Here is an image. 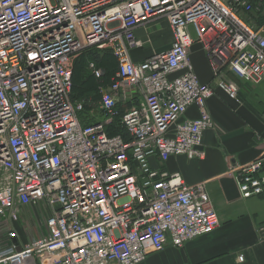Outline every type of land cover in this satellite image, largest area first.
I'll return each instance as SVG.
<instances>
[{"label": "built area", "instance_id": "1", "mask_svg": "<svg viewBox=\"0 0 264 264\" xmlns=\"http://www.w3.org/2000/svg\"><path fill=\"white\" fill-rule=\"evenodd\" d=\"M253 11L249 0H0V264H142L213 234L221 221L205 184L153 160H203L204 136L218 128L208 101L217 91L239 101L231 76L264 81V28L240 16ZM158 21L169 25L170 48L135 62L133 51L150 46L136 31ZM196 45L209 84L195 72ZM93 49L110 50L118 70L99 88L104 119L84 125L73 68ZM128 103L130 140L108 136L105 125ZM228 176L243 199L264 195V160ZM259 232L264 242V225Z\"/></svg>", "mask_w": 264, "mask_h": 264}, {"label": "crops", "instance_id": "2", "mask_svg": "<svg viewBox=\"0 0 264 264\" xmlns=\"http://www.w3.org/2000/svg\"><path fill=\"white\" fill-rule=\"evenodd\" d=\"M249 2L254 11L241 12V18L255 29L264 28V0ZM162 25L168 37L166 44L157 51L150 46L133 51L135 62L170 48L172 32L167 22ZM151 28L153 25L148 31ZM146 33L140 28L136 37L144 40ZM191 60L200 82L209 84L212 73L197 45ZM231 79L239 86L238 102L220 91L208 101V110L218 128L204 136L205 158L172 157L166 163L153 160L155 169L167 174L178 173L189 185L205 184L221 226L213 234L191 241L182 249L168 247L163 252L153 253L142 264H264V242L259 232V227L264 225V195L243 199L236 181L228 176L234 167L264 160V81L252 84L233 76ZM187 117L196 119L197 108H190ZM100 118L98 120H102L101 114ZM31 211L26 210V215ZM20 235L23 241L27 240L25 228ZM239 256H244V262L238 261Z\"/></svg>", "mask_w": 264, "mask_h": 264}, {"label": "trees", "instance_id": "3", "mask_svg": "<svg viewBox=\"0 0 264 264\" xmlns=\"http://www.w3.org/2000/svg\"><path fill=\"white\" fill-rule=\"evenodd\" d=\"M90 63H94L98 69L104 73L102 79H96L89 69ZM118 70V62L110 50H89L81 54L74 62L73 68V90L72 98L74 101L85 103V112L81 115L84 125H90L97 122V116L93 115L89 101H99L101 95L99 88L101 86L108 87L112 83V78ZM132 103L119 105L120 115L113 119L110 124L105 125V131L108 136H122L126 141L130 140V136L121 123L122 115L126 109L132 107ZM100 113V112H99Z\"/></svg>", "mask_w": 264, "mask_h": 264}, {"label": "rangeland", "instance_id": "4", "mask_svg": "<svg viewBox=\"0 0 264 264\" xmlns=\"http://www.w3.org/2000/svg\"><path fill=\"white\" fill-rule=\"evenodd\" d=\"M162 23H164V21H158V22L154 23L153 28H151L152 31L150 30L149 32H147L145 39L143 40L145 42L150 43V47H152V50H154V51H157V48L163 47L167 42L168 37L166 35L165 29H164V26L162 25ZM90 106H91V108H93L91 113L93 115L97 116L98 119H101L99 110L97 109V106H96V101L94 102V99H91ZM103 119L104 118L102 117V120ZM42 206H44V204H42ZM37 212H40V210H37ZM31 213H32V211H31ZM31 213H28V215H26L25 218L28 222L30 221V223H33L31 220ZM27 216H28V218H27ZM43 218H46V217L43 216Z\"/></svg>", "mask_w": 264, "mask_h": 264}, {"label": "water", "instance_id": "5", "mask_svg": "<svg viewBox=\"0 0 264 264\" xmlns=\"http://www.w3.org/2000/svg\"><path fill=\"white\" fill-rule=\"evenodd\" d=\"M14 243H15V245L18 246V242L16 240L14 241ZM18 251H20V248L19 247H18Z\"/></svg>", "mask_w": 264, "mask_h": 264}]
</instances>
